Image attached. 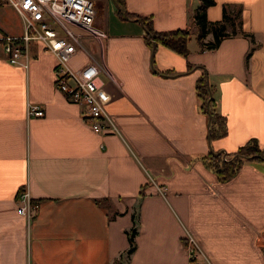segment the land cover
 I'll return each mask as SVG.
<instances>
[{"label": "crops", "instance_id": "1", "mask_svg": "<svg viewBox=\"0 0 264 264\" xmlns=\"http://www.w3.org/2000/svg\"><path fill=\"white\" fill-rule=\"evenodd\" d=\"M93 1L108 37L101 48L85 33L69 65L104 62L97 97L108 134L56 90L58 60L41 43L28 44V67L10 64L0 45V264H264V161L225 182L205 161L252 140L264 148V0H214L208 21L226 9L235 23L206 50L193 23L200 0H122L135 17L115 0ZM142 18L157 32L189 29L188 54L149 45ZM25 30L3 3L0 40ZM212 41L209 32L203 42ZM203 74L226 121L221 137L201 108ZM28 104L46 115L28 118ZM23 191L38 205L32 217L18 212ZM132 230L136 248L123 262Z\"/></svg>", "mask_w": 264, "mask_h": 264}, {"label": "built area", "instance_id": "2", "mask_svg": "<svg viewBox=\"0 0 264 264\" xmlns=\"http://www.w3.org/2000/svg\"><path fill=\"white\" fill-rule=\"evenodd\" d=\"M12 5L25 20V34L19 38L8 37L0 40L12 65L28 67L30 53L28 44L41 43L43 50L57 57L55 66V88L66 99L82 107L84 120L90 123L97 133L112 132L110 118L98 100L100 76L104 62L90 60L79 69H72L69 61L83 49L82 39L85 33L95 38L101 48L108 34L95 27L96 8L93 0H0ZM46 115L43 107L28 104V118H41ZM160 194L166 187L157 185ZM18 212L21 215L34 216L38 205L30 202L28 191L21 192ZM33 212V213H32ZM191 260L195 259L198 248L191 237L185 243Z\"/></svg>", "mask_w": 264, "mask_h": 264}, {"label": "trees", "instance_id": "3", "mask_svg": "<svg viewBox=\"0 0 264 264\" xmlns=\"http://www.w3.org/2000/svg\"><path fill=\"white\" fill-rule=\"evenodd\" d=\"M119 6V11L128 17H135V15L125 14L123 10V1L115 0ZM214 0H200L198 7L193 15V23L197 28L196 39L201 43L202 49H215L219 46L221 41L230 36L227 31V22L232 21L234 18L229 17L227 10L224 9V18L220 22H209L207 19V9L214 5ZM147 30V40L149 45L154 43H161L169 49L176 51L182 55H187L189 52L188 42L191 38L189 29H178L168 32H157L152 27L149 20L142 18ZM212 32L214 41L204 43L203 39L206 35ZM235 32V31H234ZM197 93L201 101V108L204 113L208 114L211 118L210 132L212 138L221 137L226 134V121L214 108V99L211 96V87L208 82L207 74H203L197 81ZM205 161L208 166L218 176L222 182L230 180L246 162L264 161V148H261L257 141H250L244 146L240 147L237 152L231 154L211 152ZM136 230H132L129 234L130 247L126 252L127 257L134 252L136 248Z\"/></svg>", "mask_w": 264, "mask_h": 264}, {"label": "rangeland", "instance_id": "4", "mask_svg": "<svg viewBox=\"0 0 264 264\" xmlns=\"http://www.w3.org/2000/svg\"><path fill=\"white\" fill-rule=\"evenodd\" d=\"M121 259L123 262H127L128 257L127 255H124L123 257H121ZM117 264H120V263L118 262Z\"/></svg>", "mask_w": 264, "mask_h": 264}, {"label": "water", "instance_id": "5", "mask_svg": "<svg viewBox=\"0 0 264 264\" xmlns=\"http://www.w3.org/2000/svg\"><path fill=\"white\" fill-rule=\"evenodd\" d=\"M125 13V12H124ZM126 14V13H125Z\"/></svg>", "mask_w": 264, "mask_h": 264}]
</instances>
